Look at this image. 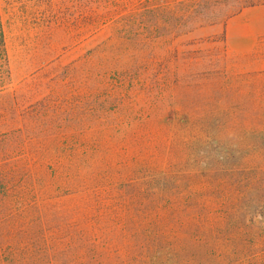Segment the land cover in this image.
I'll list each match as a JSON object with an SVG mask.
<instances>
[{
    "label": "rangeland",
    "instance_id": "374dc122",
    "mask_svg": "<svg viewBox=\"0 0 264 264\" xmlns=\"http://www.w3.org/2000/svg\"><path fill=\"white\" fill-rule=\"evenodd\" d=\"M176 1L0 0V264H264V0ZM95 12L187 30L198 52L159 46L177 67L67 120Z\"/></svg>",
    "mask_w": 264,
    "mask_h": 264
},
{
    "label": "trees",
    "instance_id": "16d2710c",
    "mask_svg": "<svg viewBox=\"0 0 264 264\" xmlns=\"http://www.w3.org/2000/svg\"><path fill=\"white\" fill-rule=\"evenodd\" d=\"M194 4L193 0H180L176 1L175 6L181 11L179 6H186L188 12ZM236 12V11H235ZM179 13V12H176ZM175 12L173 14L176 15ZM179 14L177 16L178 21H184L188 14ZM185 14V15H184ZM133 15V14H132ZM132 15L125 16L119 14H104L93 13L83 14L81 20H90V23H97L95 26L83 27V30L79 34L83 39L79 42V50L82 51L78 59V66L80 73L75 78L73 84L75 85V91L79 96L80 101L76 103L75 107L79 109L78 113L73 116L70 112L64 111V116L67 120H76L77 116L81 113L92 114L99 116L100 109L109 110L110 113H116V104L112 92L120 95V99L127 97L128 93L135 89H140L147 81L149 73L155 70V74L152 75L155 78L166 73V69H172L178 64L173 61L160 62L158 56L156 57V48L163 45L170 53L182 55L196 54L198 51L194 50H180V46L186 48L182 39L187 35V30L181 31L180 28H169L165 34L161 33L158 27H144L138 25L132 27L134 22ZM134 18L140 16L134 14ZM179 22V23H180ZM128 24V25H127ZM90 39V40H88ZM150 53V58H145L143 53ZM9 60L8 51L5 38L4 21H3V8L0 4V91L6 90V83L9 81ZM192 62L186 63L191 64ZM173 72V71H171ZM145 76V77H144ZM69 85L73 87V79L69 77ZM18 88V87H17ZM10 95L15 96L18 93L16 88L12 91L7 90ZM4 93V92H1ZM27 93V91H26ZM72 93V92H70ZM72 94H68V97L61 101L59 108L71 109L74 107L72 101H68ZM111 97L113 100V108L105 109L106 102ZM126 99V98H125ZM92 101V103L90 102ZM94 102V103H93ZM39 104V103H38ZM35 103L32 106V110L37 108ZM114 110V111H113ZM37 110L34 114L37 115ZM4 114V110H2ZM119 114V113H117ZM116 114V115H117ZM3 116V115H2ZM43 117V116H42ZM28 125V122H25ZM37 124V122L35 123ZM30 128H45L48 125H28ZM28 126L26 129L28 131ZM18 129H21L18 128ZM17 129V130H18ZM20 131V130H19ZM21 135V134H19ZM48 163L61 164V160L56 162L52 159H45L41 162L42 165Z\"/></svg>",
    "mask_w": 264,
    "mask_h": 264
}]
</instances>
